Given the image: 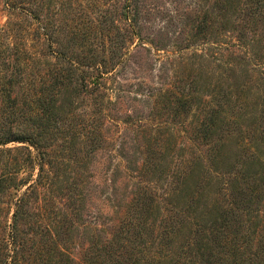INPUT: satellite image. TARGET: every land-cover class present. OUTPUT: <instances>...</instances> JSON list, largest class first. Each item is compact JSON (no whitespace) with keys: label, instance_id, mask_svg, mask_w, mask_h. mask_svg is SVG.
<instances>
[{"label":"rangeland","instance_id":"obj_1","mask_svg":"<svg viewBox=\"0 0 264 264\" xmlns=\"http://www.w3.org/2000/svg\"><path fill=\"white\" fill-rule=\"evenodd\" d=\"M250 167L264 173V0H0V255L24 197L22 264L103 246L175 264L189 245L256 263L264 190L233 186Z\"/></svg>","mask_w":264,"mask_h":264},{"label":"trees","instance_id":"obj_2","mask_svg":"<svg viewBox=\"0 0 264 264\" xmlns=\"http://www.w3.org/2000/svg\"><path fill=\"white\" fill-rule=\"evenodd\" d=\"M256 157H258V159L262 158L261 157V151L259 149H256ZM43 171H44V169H42V167H41L40 172H42V174H40L38 176V179L36 181V183H38V184H36V185L41 184V181L43 180ZM11 179H12V175H10V174L4 173L2 175V179L0 180V191H2V190H3V192L7 191L6 189L10 185L8 186L5 183L9 180L11 181ZM44 179H46L48 181L47 178H44ZM249 182H251L250 184H252V185H250ZM18 186H19V184L15 183L14 185H12V188H18ZM233 186H234V188H239L241 186L240 190H239L240 193H242L244 191V189H246V186H248V190L251 193H253V192L256 193L258 191H262V190H264V173H258L256 171V169L254 171V169L250 167L247 170H244L239 178H236L234 180ZM24 204H25V198L23 197L15 205L16 209L14 211L15 214H14V218H13L14 219L13 228L15 230V233H14L12 242L7 243L5 245V251H4V247H3V250L1 251L2 253L0 255V264H22V258H23L22 255L24 253V250L21 249V246H20L19 242L17 241V230L15 228H16V223L18 220V214L22 213V211H23L22 207ZM214 232L212 233V243L214 242V240H216V234ZM229 236L230 235L227 233L223 236L226 244H227V242H229L227 245L230 246L232 249H234L233 252H238L239 250L237 249V244L235 243L234 240H231L232 242L230 243V241L228 239ZM120 242L122 243V245L120 246L121 249L123 248V250H125L127 248H132V243H133L132 238H127V236H125L124 240H121ZM196 248L197 249L194 252H192V246L191 245H189V247L186 249L187 251L185 249H182L181 256L178 255V257L175 261V264H178L181 261H183L184 264H185V262H186V264H197L198 260L203 262L204 264H211V260L214 258L212 251H215V247L211 248V246H210V248H209L208 246L204 247V246L200 245ZM209 249H210V253L208 254ZM112 251L113 250L108 249V246H103L100 253L96 254V256H95L96 259H94V256H93L90 258V263L88 261L87 262L89 264H98V260L101 258L99 264H128L127 263L128 259H129L128 257L124 258V256H121V254L117 255L116 251L114 253ZM163 251H165V249L159 250V252L157 253L158 255L155 257V259L157 258L156 259L157 263H158V260H160L161 258H165L166 255L162 254ZM204 256H207V259H205V261H203ZM252 256L256 260V263H252V264H261L260 263L261 261H263V263H264V247L255 248V250L252 253ZM50 257H52V256L50 255Z\"/></svg>","mask_w":264,"mask_h":264}]
</instances>
